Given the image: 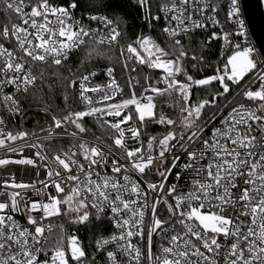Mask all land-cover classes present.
<instances>
[{
    "label": "snow or ice",
    "instance_id": "1",
    "mask_svg": "<svg viewBox=\"0 0 264 264\" xmlns=\"http://www.w3.org/2000/svg\"><path fill=\"white\" fill-rule=\"evenodd\" d=\"M0 3L21 21L0 30V108L12 119L23 118V103L37 84L34 65L59 75L77 50L93 45L77 70L68 67L63 76L65 105L70 90L80 108L51 114L43 136L7 130L0 116V150L20 157L0 158V166L36 167L38 159L46 177L40 189L35 181L0 177V264H96L77 235L65 237L63 224L53 239L50 223L67 218L69 225L83 224L89 208L111 212L115 231L95 241L105 264H264V139L251 135L252 124L264 122V58L257 63L252 47L233 43L246 38L238 0H163L156 14L149 0H139L149 28L163 21L160 34L167 39L141 32L126 45L106 14L90 15L87 25L74 20V0ZM196 30L210 32L202 44L224 41L213 73L202 77L189 73L197 58L189 59L184 46ZM117 45L122 68L135 72L133 62L162 70L158 78L129 80L126 93L115 67L106 65V82L93 83L99 78L93 60ZM40 77L43 84V72ZM193 89L204 90L195 101ZM148 92L175 93L183 101L179 121L157 112ZM89 120L112 130V144L86 138ZM149 121L166 131L148 133ZM65 137L74 143L53 151L51 144ZM28 189L41 199L33 200Z\"/></svg>",
    "mask_w": 264,
    "mask_h": 264
},
{
    "label": "trees",
    "instance_id": "2",
    "mask_svg": "<svg viewBox=\"0 0 264 264\" xmlns=\"http://www.w3.org/2000/svg\"><path fill=\"white\" fill-rule=\"evenodd\" d=\"M54 1V0H53ZM65 3L69 4L73 0H64ZM77 5V8L82 11L84 14L92 13H101L106 14L111 18L120 28L123 33V44H127L136 35H139L141 32L144 34H151L156 39H165L160 34V29L162 27L161 22H153V27L150 29L148 24L145 21V10L139 6V0H74ZM163 0H149V3L152 6L153 14H156V11L159 5ZM6 14L3 11V6L0 5V27L4 24L2 21L5 20ZM207 37L204 35H192L189 38H186L184 41V46L188 52V58L190 59L193 55L197 58V68L192 69L188 68V71L194 77H202L204 74H212L214 69L218 64V57L221 52V44L219 42H211L202 44L201 41L206 40ZM87 47H93V45H88ZM85 49L78 50V52L70 59L69 64L64 68L59 70V75L53 73V69L47 65L37 64L35 65V72L38 77V82L36 87L27 94V99L24 102L25 109H44L52 114H58L61 110H64L67 107V110H75L80 108L81 105L74 102L71 91L67 92L68 101L67 106L64 102V80L63 76H67L68 73L66 68L71 67L72 71L77 70L80 61L85 56ZM103 51L105 52V57L101 58L99 61L93 60V64L97 67L101 66H114L118 76L123 77L125 74H129V80L132 83H135L134 76L139 77V80L142 84L145 83V77L149 74V77L153 80L157 77L156 71L154 69H148L146 66H142L141 69L135 74L133 72L125 70L121 66L120 58V49L104 47ZM109 57L111 59H109ZM200 57L204 58L203 64L199 63ZM184 63H188V60H185ZM203 67V72L198 71ZM222 67V65H221ZM94 68V69H95ZM129 69L130 66H129ZM43 72V84H41L40 73ZM134 75V76H132ZM126 81V82H127ZM204 94L203 89H193L192 100L195 101L198 96ZM25 99V98H24ZM157 107L156 111L159 112L163 110L169 117L179 121L180 115L172 111L167 103L166 97L162 95L157 96ZM37 122V123H35ZM47 120L41 113H31L26 122V126L30 132L36 131L38 124H41L42 127L47 126ZM90 130L86 133V136L107 143L109 137L113 134L107 126L97 125L95 122L89 120L86 125ZM166 128L162 125L153 124L150 121L147 122V132L152 135H158L161 132H165ZM89 220L83 224H71L67 223V218L58 219V224H63L69 229L75 230L83 243V248L87 252L89 258L93 255L96 257L97 261L100 259L101 255L97 253L95 247L96 239L109 234L113 230L111 222L102 215L97 214L92 209L89 208ZM60 235V230L53 232V239ZM66 243V241H65Z\"/></svg>",
    "mask_w": 264,
    "mask_h": 264
},
{
    "label": "built area",
    "instance_id": "3",
    "mask_svg": "<svg viewBox=\"0 0 264 264\" xmlns=\"http://www.w3.org/2000/svg\"><path fill=\"white\" fill-rule=\"evenodd\" d=\"M25 2H27V0H25ZM53 2L54 3H57V4H61V5L67 4V3L64 2V0H54ZM238 2H239V5H240V18L243 19V21H244V30H245V33H246V38L245 37L237 38L236 40L233 41V43L239 42L242 47H244V46H250V47H252L254 49V51L252 53V57L257 61V63H259L260 60L262 58H264V57L260 53L259 48H258V45L256 43V40H255V38H254V36H253V34L251 32L249 23L247 21V18H246L245 12H244L243 0H238ZM0 5L3 6L2 3H0ZM27 10L28 9H25V11H27ZM225 14H226V9H225L224 12H221L220 13V16L218 17L221 20V23H223V21H224ZM4 15L6 16V18H5L4 21H2L4 24L1 25L0 30H2L4 26H7V27H9V29H11V27H12L13 24H19V23H21V21L19 20L18 16L15 13L11 12V11L7 12ZM72 15H73V19L74 20L80 21L83 24L87 25V24H89V17H90V15H98L99 16V15H104V14H101V13L84 14L76 6V8L74 9V11L72 12ZM108 19H110L113 22V25H115V26L118 27V30L120 31V33H121V35L123 37V33L121 31V28L111 18L108 17ZM161 25L163 26V21H161ZM92 27H94V28L97 27V25H96L95 22L92 23ZM209 27L211 28L212 26L209 25ZM216 30L218 31V29H216ZM194 35H204V36L207 37L208 35H210V32L196 30V32H195ZM213 42H219L221 45L224 43V41H223L222 38L217 39V40H215ZM121 44H123V39L121 40ZM116 47L120 49V46L119 45H117ZM77 52H78V50L75 52V54ZM19 54L20 53H18V55ZM74 55H72V57ZM129 66H130V68H133L134 67L136 69V71L133 72L132 74L137 73L139 71V69L142 68L141 65L136 64V63H133V62H130L129 63ZM103 68H104V66L97 67V68L93 69L94 71H96L98 73V77H99L93 83L99 84L101 82H106L107 78H106L105 74L103 73ZM154 70L156 71V74H157V77L155 79H157L158 78V74H160L162 72V70H156V69H154ZM33 72L36 74V72H35V65L33 66ZM114 74H115V76L117 78L118 83L122 87H125V92L127 93V92L131 91V88L126 87V81L129 79V74L127 73L123 77H121V76L119 77L118 74H117V72H115ZM132 76H134V75H132ZM146 77H149V74H147ZM134 78H135V81L137 79L139 80V77H137V76H134ZM155 79H153V80H155ZM37 82H38V79H37ZM159 86L161 88L164 87V85L162 83ZM34 88L29 89V92L31 90H33ZM136 91L139 94L140 92L143 91V89H139L138 88V89H136ZM145 95H152L153 96V103L157 107V100H156L157 99V96L158 95H162V94H153V93L148 92V93H145ZM163 95L167 99V103H168L169 108L172 111H174L175 113H177L178 115H180V108L183 106V101L182 100H179L178 96L175 93H173L171 96L167 95L166 93L163 94ZM21 99L24 100V97H21ZM236 99L237 100H240L241 98L240 97H237ZM178 100H179V103H177ZM221 103H226V101H221ZM23 108H24L23 118L20 117V116H17L14 119L10 118L8 116V114L2 108H0V116H4V118L6 120V123H7V130H10V131L15 132L17 130H21L22 129V130H25V131L30 132L28 130L27 126H26V122H27L28 116L31 113H38L39 112L48 121L47 122V125L51 123L50 116H51L52 113H50V112H48V111H46L44 109L27 110V109H25L24 103H23ZM35 123H37V122H35ZM261 123H264V122L257 121L256 123L252 124L253 131L251 132V135L255 136L257 138V141H260L261 139H264V129L258 127V125H260ZM45 127H46V124H45ZM122 127H123V125H122ZM41 128H42V125L41 124H38V127H37V129H36L35 132L38 135L43 136L44 133H41L40 132V129ZM111 132H112V130H111ZM112 134H113V132H112ZM111 137H109V139H108L109 141L107 143H104V142H100V141L94 140V139L86 136V138L89 141L95 142V143L100 144V145H110V144H112ZM144 139H145V142H146V137H144ZM73 143H74V141H72L68 137H65L63 139L62 144L59 143V142H53L51 144V148H52L53 151L59 150L60 147H63L64 149H68ZM75 143H78V141L75 142ZM114 150H115V148H114ZM23 155L25 157H30L31 156V152L29 150L25 149ZM0 158H10L12 160H15V159H18L20 157H19L18 154L5 153L4 150H0ZM174 171H179V169H175ZM37 172L39 173V175H37ZM12 176L15 177V179H16L17 182H26L27 183V182L35 181L36 182V188L37 189H40L42 187V185L39 183V181L40 180H45V178H46L45 177V169L41 166V162L38 159H37V162H36V167L30 166V165H17V164H13V163H9L7 165L0 166V177H2V178H9L10 179ZM170 179H171V177H170ZM181 184H183V179L181 180ZM21 191H23V190H21ZM27 194L29 196H31L33 200L41 199V197L40 196H37L36 194H34L31 189H28L27 190ZM0 199H2V197H0ZM21 209H23V204H21ZM90 209H92V208H90ZM92 210L94 212H96L97 214H99V215L105 216L111 222V224L113 226V223H112L111 219L109 218L111 216L110 209L105 208V210L103 212H97L96 209H92ZM16 218L21 223H24V218H23V216H22V214L20 212L16 213ZM58 219L59 218H51L50 219V223L53 226V232L56 231V230H58V228H60V225L61 224L60 225L58 224ZM114 231H115V229H114V226H113V230L109 234H106V235H104L102 237H108L111 234H113ZM69 234L77 235L78 242L83 246V243L80 240L77 232L75 230L69 229V228H67V227L64 226V235H65V237H67V235H69ZM102 237H100V238H102ZM65 241H66V239H65ZM99 254L101 255V257L97 261V264H105V256H104V254L102 252L99 253ZM144 264H147L146 259L144 260Z\"/></svg>",
    "mask_w": 264,
    "mask_h": 264
},
{
    "label": "water",
    "instance_id": "4",
    "mask_svg": "<svg viewBox=\"0 0 264 264\" xmlns=\"http://www.w3.org/2000/svg\"><path fill=\"white\" fill-rule=\"evenodd\" d=\"M243 8L259 51L264 57V10L261 0H243Z\"/></svg>",
    "mask_w": 264,
    "mask_h": 264
},
{
    "label": "rangeland",
    "instance_id": "5",
    "mask_svg": "<svg viewBox=\"0 0 264 264\" xmlns=\"http://www.w3.org/2000/svg\"><path fill=\"white\" fill-rule=\"evenodd\" d=\"M262 2V7H263V10H264V0H261ZM60 225V224H59ZM62 225V224H61ZM66 227V226H65ZM58 230H60V228H58Z\"/></svg>",
    "mask_w": 264,
    "mask_h": 264
}]
</instances>
